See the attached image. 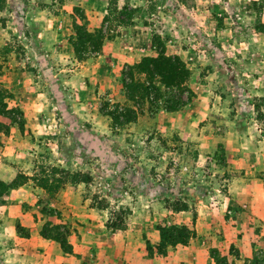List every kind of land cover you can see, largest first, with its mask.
<instances>
[{
  "label": "rangeland",
  "instance_id": "rangeland-1",
  "mask_svg": "<svg viewBox=\"0 0 264 264\" xmlns=\"http://www.w3.org/2000/svg\"><path fill=\"white\" fill-rule=\"evenodd\" d=\"M76 24L104 37L86 60L69 41ZM156 34L190 71L194 97L181 108L180 131L193 138L197 125L207 135L229 118L240 130L241 119L263 128L255 107L264 112V0H1V100L22 110L24 129L0 115V179L17 180L0 196V264H122L110 261L108 237L136 220L130 215L143 207V192H172L155 195L152 229L186 225V244L200 246L198 262L216 264L210 255L217 250L228 262L251 264L241 261V227L231 222L241 203L228 201L235 170L225 161L223 135L202 152V141L169 128L171 118L157 121L145 108L136 122L115 127L100 111L105 102L132 104L122 77L157 55ZM134 52L138 61L124 60ZM77 173L91 180L75 182ZM185 205L190 213L178 215ZM193 214L196 222L180 221ZM43 229L65 234L71 252ZM143 239L151 257L170 246L164 251L160 235L144 232Z\"/></svg>",
  "mask_w": 264,
  "mask_h": 264
},
{
  "label": "crops",
  "instance_id": "crops-1",
  "mask_svg": "<svg viewBox=\"0 0 264 264\" xmlns=\"http://www.w3.org/2000/svg\"><path fill=\"white\" fill-rule=\"evenodd\" d=\"M104 50L106 53L107 46L104 44ZM108 51V50H107ZM105 55H101L104 57ZM132 58H125L124 60L134 63L138 61V56L136 52L131 54ZM87 61H85L86 63ZM102 65V67H110L109 60L106 58L99 60L97 58V64ZM193 99V98H192ZM191 99V101H192ZM188 104V103H187ZM181 108L175 111H158L152 114L153 119L157 121L162 117L163 119H173L171 126L172 130L178 129L181 136L186 139H192L195 141H202L196 145L200 151H205V146L213 139H219L220 135H223L219 139L225 150V161L226 163L234 167V174L230 177L231 180V192L232 197L228 198L229 203L233 200L241 203V216L232 220L231 222L241 227V244H239L241 251V261L245 262L247 259L253 258L264 251V135L262 134V128L259 127L251 129V126H247L246 122L241 119V130L235 124L232 119L225 120L226 126H212V129H217V131L207 132L206 128L201 129L198 126H193L190 128L193 131L195 137L190 138L187 136V129H182L179 122L181 120L180 114ZM243 110L241 109V114ZM219 129L220 132L218 131ZM206 138L207 141H204ZM212 139V140H210ZM217 139V140H218ZM210 140V141H209ZM218 142V141H217ZM214 149V147H210ZM167 193L172 194V192H143V207L133 209L130 217L136 220L127 223L126 229L119 230L114 233H110L109 239H111L109 244V249L114 255L109 254V259L111 262H117L122 264H206L207 261L198 262V252L200 246L192 244L190 241L188 244H176L174 246L167 247V252L165 255L151 257L148 250L146 249L145 239H143V233L150 237L157 238L159 233L156 229H152V224L150 223V214L153 213L154 209L158 208V204L153 200L158 198L155 195H167ZM208 192H203L201 197H204ZM185 201V200H184ZM158 202V201H157ZM186 202V201H185ZM166 210V209H165ZM147 213L144 216H135V213ZM182 213H190L189 209L179 211L178 215ZM131 219V218H130ZM192 220L196 222L198 219L193 215L185 216L182 221L183 223L189 225L192 224ZM130 221V220H129ZM132 221V220H131ZM226 226V223H225ZM257 227L261 229L258 230ZM240 229V228H239ZM233 240H230V243ZM107 246V245H106ZM106 252V251H105ZM202 252V251H201ZM203 253V252H202ZM99 259V258H97Z\"/></svg>",
  "mask_w": 264,
  "mask_h": 264
},
{
  "label": "trees",
  "instance_id": "trees-1",
  "mask_svg": "<svg viewBox=\"0 0 264 264\" xmlns=\"http://www.w3.org/2000/svg\"><path fill=\"white\" fill-rule=\"evenodd\" d=\"M4 1V0H2ZM1 9V0H0ZM76 38L69 40L72 46L74 54L79 60H86L95 53L99 52L100 45L102 44L103 36L100 33L94 34L87 30V28L80 24L75 25ZM153 42L161 44V48L158 50L156 56H145L136 64L129 66L127 71L128 77L123 75L122 86L123 95L125 98L132 102V104L123 106L120 104H109L105 102L100 107L101 113L111 118L113 126L119 127L131 122H136L139 115L143 113L144 109L150 114L158 112L160 109L164 111L179 110L194 97V91L188 86L187 81L190 76L188 67L183 63L177 55H169L165 52L164 43L161 41L159 35H155ZM133 70H137L139 73L145 75L143 82L136 81L134 78ZM4 91L0 86V115L11 119L16 122L21 130L24 128V118L22 110L9 109L3 100ZM257 119L262 122V134L264 135V112L258 107ZM13 112L18 115L14 117ZM73 181L88 183L91 180V176L77 173L72 174ZM17 180H13L7 183L0 179V196L5 195L10 189L15 188ZM188 209L187 205L180 211ZM59 226H51L50 231L58 229ZM160 242L162 247L167 245H176L187 243V239L190 237L189 229L186 225L171 226H159ZM41 234L47 238H54L57 240L65 252H71V246L66 240L65 234H51L42 230ZM148 246V243H147ZM150 248H148V251ZM166 252H161L164 254ZM150 255V253H149ZM212 258H214L216 264H234L228 262L227 256L220 255L217 250L211 251ZM251 262V264H264V257L260 258L257 255L251 259L245 260L244 263Z\"/></svg>",
  "mask_w": 264,
  "mask_h": 264
}]
</instances>
